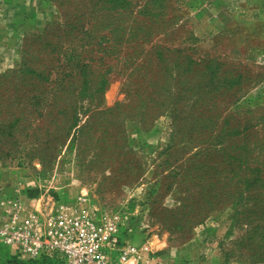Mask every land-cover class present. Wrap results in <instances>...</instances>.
I'll list each match as a JSON object with an SVG mask.
<instances>
[{"label": "rangeland", "instance_id": "obj_1", "mask_svg": "<svg viewBox=\"0 0 264 264\" xmlns=\"http://www.w3.org/2000/svg\"><path fill=\"white\" fill-rule=\"evenodd\" d=\"M208 1L127 0L119 12L92 18L103 25L95 35H79V51L93 60L96 80L102 75L107 82L100 93L104 108L125 105L109 116L117 126L106 132L94 125L106 117L88 115L85 130L63 144L66 136L54 130L0 138V224L4 202L17 200L27 212L64 202L98 219L116 217L121 246L137 247L149 264L179 252L191 262L204 257L199 264H264V243L235 214L259 197L254 218L264 228V28L235 23L217 31L205 15ZM51 2L49 22L87 16L76 11L80 0ZM43 32L23 37L10 70L20 68L26 45ZM77 44H65L64 53ZM157 79L166 111L144 127L139 116L152 106L145 111L142 100ZM203 163L206 184L223 187L235 170L243 178L254 174L262 189L243 186L231 201L199 206L188 174ZM24 261L0 239V264Z\"/></svg>", "mask_w": 264, "mask_h": 264}, {"label": "trees", "instance_id": "obj_2", "mask_svg": "<svg viewBox=\"0 0 264 264\" xmlns=\"http://www.w3.org/2000/svg\"><path fill=\"white\" fill-rule=\"evenodd\" d=\"M76 1L73 0L74 3ZM80 1L82 2L76 7V11H85L87 16L74 18L66 16L62 24L48 22L43 34L33 38L31 43L26 45L20 68L0 73V138L2 141L11 142L17 134L24 135L23 132L30 130L38 133L54 130L61 136H66L65 139H59V143L63 144L70 140L72 133L78 136L81 130H85L87 123L84 122L83 117L88 115L94 118L99 117V119L106 117L107 119L94 123L106 132L113 126L116 128L117 125H114L110 117L112 118L115 112H120L125 105L119 104L112 109L104 108L100 93L107 82L102 75L96 80V73L90 62L93 60H87L82 56L83 52L79 51L84 48L83 40L79 35L82 33L95 35V27L103 25L104 21L95 22L92 18L97 19L104 11L119 12V9L125 8L128 3L127 0ZM87 3L90 4L87 6ZM107 29L112 32L114 30L112 27ZM76 42H80L79 45L77 44L79 49L76 48L73 53H64L65 44L75 45ZM144 67L141 64L137 70H142ZM159 82L160 79H157L153 84L154 91L146 95L144 101L142 100L145 111H147L146 105L152 106L148 113L144 112L139 116L144 127L154 126L155 121L166 111L165 105L161 104ZM90 90H93V93L89 96L91 97L89 106H86L84 103ZM104 141L109 142V140ZM203 164L200 165L203 168L198 171L191 169L188 174L194 182L193 188L198 187L199 197L196 202L199 206L213 205L214 208L220 204V200L223 203L231 201L243 186L249 192L262 189L260 180L255 178L254 174L243 178L235 174V170L231 171L227 178L228 182L223 187H217L216 182L206 184L208 178L205 179V175L210 173L205 166L207 163ZM239 181H242L241 184ZM212 187L216 191L214 194L208 192V189ZM219 188L222 191L227 188L224 195L217 192ZM250 200L253 203L250 208H242L244 211H236L235 214L241 216L247 227L256 230L253 239L264 243V228L261 229L262 224L254 218L255 211L262 201L259 197ZM24 262L53 264L48 260Z\"/></svg>", "mask_w": 264, "mask_h": 264}, {"label": "built area", "instance_id": "obj_3", "mask_svg": "<svg viewBox=\"0 0 264 264\" xmlns=\"http://www.w3.org/2000/svg\"><path fill=\"white\" fill-rule=\"evenodd\" d=\"M3 207L0 239L26 261L149 264L137 247L121 246L116 217L98 219L85 207L64 202L29 212L17 200L4 202Z\"/></svg>", "mask_w": 264, "mask_h": 264}, {"label": "crops", "instance_id": "obj_4", "mask_svg": "<svg viewBox=\"0 0 264 264\" xmlns=\"http://www.w3.org/2000/svg\"><path fill=\"white\" fill-rule=\"evenodd\" d=\"M208 5L205 15L215 23L217 31L231 28L235 23L264 28V0H209ZM53 17L51 0H0V73L17 66L23 37L38 33ZM191 260L179 252L175 257L167 256L150 264L206 261L204 257Z\"/></svg>", "mask_w": 264, "mask_h": 264}]
</instances>
